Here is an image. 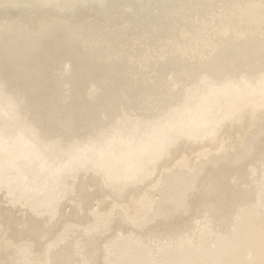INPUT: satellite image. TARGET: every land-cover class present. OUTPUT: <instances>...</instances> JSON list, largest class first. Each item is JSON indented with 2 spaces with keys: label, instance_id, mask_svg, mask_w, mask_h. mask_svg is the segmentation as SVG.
Listing matches in <instances>:
<instances>
[{
  "label": "bare ground",
  "instance_id": "6f19581e",
  "mask_svg": "<svg viewBox=\"0 0 264 264\" xmlns=\"http://www.w3.org/2000/svg\"><path fill=\"white\" fill-rule=\"evenodd\" d=\"M0 13V264H264V0Z\"/></svg>",
  "mask_w": 264,
  "mask_h": 264
},
{
  "label": "rangeland",
  "instance_id": "374dc122",
  "mask_svg": "<svg viewBox=\"0 0 264 264\" xmlns=\"http://www.w3.org/2000/svg\"><path fill=\"white\" fill-rule=\"evenodd\" d=\"M2 15V13H0V16Z\"/></svg>",
  "mask_w": 264,
  "mask_h": 264
}]
</instances>
